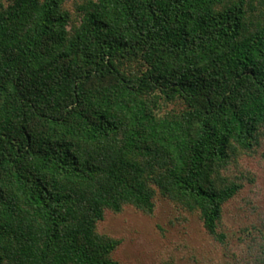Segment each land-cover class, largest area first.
Segmentation results:
<instances>
[{"label":"trees","instance_id":"trees-1","mask_svg":"<svg viewBox=\"0 0 264 264\" xmlns=\"http://www.w3.org/2000/svg\"><path fill=\"white\" fill-rule=\"evenodd\" d=\"M262 146L264 0H0V264H125L100 223L158 195L226 243Z\"/></svg>","mask_w":264,"mask_h":264},{"label":"rangeland","instance_id":"rangeland-1","mask_svg":"<svg viewBox=\"0 0 264 264\" xmlns=\"http://www.w3.org/2000/svg\"><path fill=\"white\" fill-rule=\"evenodd\" d=\"M241 162L253 172L256 184L247 183L226 204L221 225L228 234L226 243L208 234L196 213L158 195L153 215L132 206L119 213L107 211L99 228L121 238L115 258L125 264H229L236 254L245 255L244 234L264 230V146Z\"/></svg>","mask_w":264,"mask_h":264}]
</instances>
